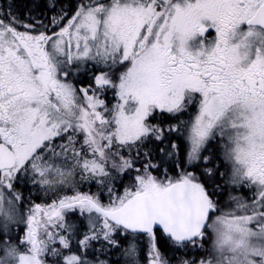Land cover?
Masks as SVG:
<instances>
[{"label": "snow or ice", "instance_id": "6c2138e0", "mask_svg": "<svg viewBox=\"0 0 264 264\" xmlns=\"http://www.w3.org/2000/svg\"><path fill=\"white\" fill-rule=\"evenodd\" d=\"M0 264H264V0H3Z\"/></svg>", "mask_w": 264, "mask_h": 264}, {"label": "trees", "instance_id": "16d2710c", "mask_svg": "<svg viewBox=\"0 0 264 264\" xmlns=\"http://www.w3.org/2000/svg\"><path fill=\"white\" fill-rule=\"evenodd\" d=\"M77 1L79 2V0H62V4L66 9L71 11V9L74 8L75 5L78 3ZM44 3L45 2H43V0H15L16 10L21 14L32 12L38 4L43 5ZM124 183L127 184V181H125ZM92 189H94V191H97V188L92 187ZM24 191L27 193L26 190ZM33 199H35V197ZM45 199L46 200H43V199L36 200L35 199L34 202L47 203V198ZM26 207H27V204L25 205V209Z\"/></svg>", "mask_w": 264, "mask_h": 264}, {"label": "rangeland", "instance_id": "374dc122", "mask_svg": "<svg viewBox=\"0 0 264 264\" xmlns=\"http://www.w3.org/2000/svg\"><path fill=\"white\" fill-rule=\"evenodd\" d=\"M82 78L86 79L87 77H82ZM109 99H112V94H111V93H109ZM173 174H174V173H173ZM93 188H95V187H93ZM22 190H23V189H22ZM84 190L87 191V190H89V189H88V187L86 186V187L84 188ZM23 191H24V190H23ZM91 191L95 192L94 189H92V188H91ZM121 191H122V190H121ZM25 194L27 195L26 192H25ZM243 194L247 195V193H243ZM35 196H36V193H35V190H33V193L31 194V197H30V198L33 199ZM53 198H54V196H53ZM41 199L46 200L45 197H42ZM33 200L35 201V199H33ZM36 203H37V202H36ZM42 204H44V203H42ZM26 208H27V207H26Z\"/></svg>", "mask_w": 264, "mask_h": 264}, {"label": "flooded vegetation", "instance_id": "af4514ba", "mask_svg": "<svg viewBox=\"0 0 264 264\" xmlns=\"http://www.w3.org/2000/svg\"><path fill=\"white\" fill-rule=\"evenodd\" d=\"M3 2V0H0V3H2ZM43 2H46V0H43ZM78 2V1H77Z\"/></svg>", "mask_w": 264, "mask_h": 264}]
</instances>
